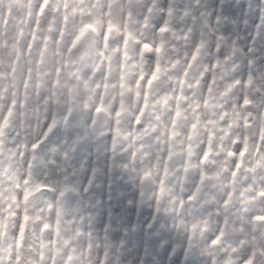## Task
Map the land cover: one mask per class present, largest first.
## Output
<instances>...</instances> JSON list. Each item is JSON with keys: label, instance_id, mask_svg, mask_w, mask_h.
<instances>
[{"label": "clouds", "instance_id": "clouds-1", "mask_svg": "<svg viewBox=\"0 0 264 264\" xmlns=\"http://www.w3.org/2000/svg\"><path fill=\"white\" fill-rule=\"evenodd\" d=\"M0 264H264V0H0Z\"/></svg>", "mask_w": 264, "mask_h": 264}]
</instances>
